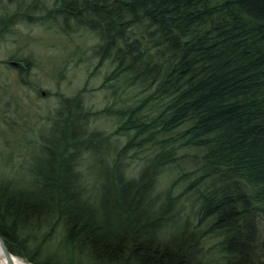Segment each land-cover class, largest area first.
<instances>
[{
	"label": "trees",
	"instance_id": "1",
	"mask_svg": "<svg viewBox=\"0 0 264 264\" xmlns=\"http://www.w3.org/2000/svg\"><path fill=\"white\" fill-rule=\"evenodd\" d=\"M48 1H16L0 36L20 21L73 22L99 40L108 83L120 78L143 98L116 112L128 139L92 184L80 163L108 137L87 129L79 96L62 98L31 182L0 184L9 253L33 264H264V0ZM146 152L129 175L123 158ZM187 168L184 192L159 188L167 169ZM57 229L63 255L41 256Z\"/></svg>",
	"mask_w": 264,
	"mask_h": 264
},
{
	"label": "rangeland",
	"instance_id": "2",
	"mask_svg": "<svg viewBox=\"0 0 264 264\" xmlns=\"http://www.w3.org/2000/svg\"><path fill=\"white\" fill-rule=\"evenodd\" d=\"M16 1L0 0V16L13 13ZM53 0L47 2L48 7ZM16 21V20H15ZM49 28L30 22L14 23L7 35L0 36V184L10 182L11 186L28 185L33 179L35 169L44 163L50 124L55 112L60 108L62 98L79 96L83 107L91 113L87 118L88 130L100 132L108 137L107 144L94 145V152L80 163V170L92 184L99 174L112 171V160L116 151L128 139L124 133L117 134L118 118L116 112L124 109L128 102L135 106L142 95L138 89L127 88L124 80H106L113 65L100 61L94 53L99 44L96 35L73 22L63 27L62 21ZM25 59L29 62L28 65ZM16 63L17 65H11ZM143 98V97H142ZM109 111V113H108ZM192 151V150H189ZM146 153L133 154L123 158V168L129 175H135L142 167ZM185 161L181 166L187 165ZM125 166V167H124ZM167 169L159 177L161 189L173 187V194H181L190 182L179 177L180 172ZM86 192L97 199L96 185L89 186ZM190 201V200H189ZM186 203L183 216L189 228L196 225V207ZM192 212L190 213V210ZM47 232L43 227L32 233L34 243H39ZM62 231L51 233L42 244V255L62 256ZM42 241H46V237ZM215 239H208L205 249L213 246ZM18 258V257H16ZM26 264H33L18 258Z\"/></svg>",
	"mask_w": 264,
	"mask_h": 264
},
{
	"label": "water",
	"instance_id": "3",
	"mask_svg": "<svg viewBox=\"0 0 264 264\" xmlns=\"http://www.w3.org/2000/svg\"><path fill=\"white\" fill-rule=\"evenodd\" d=\"M11 65L16 66V63H11ZM0 250L2 255L5 257V259L7 260L8 264H12L11 259H12V255L9 253V251L7 250L2 238L0 237Z\"/></svg>",
	"mask_w": 264,
	"mask_h": 264
},
{
	"label": "bare ground",
	"instance_id": "4",
	"mask_svg": "<svg viewBox=\"0 0 264 264\" xmlns=\"http://www.w3.org/2000/svg\"><path fill=\"white\" fill-rule=\"evenodd\" d=\"M11 262H12V264H26L23 261H21L20 259L14 257V256L12 257ZM0 264H8L7 260L2 255L1 250H0Z\"/></svg>",
	"mask_w": 264,
	"mask_h": 264
}]
</instances>
